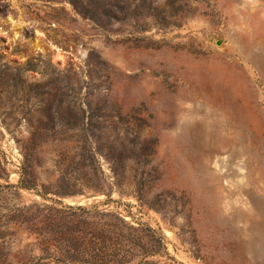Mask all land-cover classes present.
Returning <instances> with one entry per match:
<instances>
[{
	"label": "rangeland",
	"instance_id": "374dc122",
	"mask_svg": "<svg viewBox=\"0 0 264 264\" xmlns=\"http://www.w3.org/2000/svg\"><path fill=\"white\" fill-rule=\"evenodd\" d=\"M94 4L0 0V264H264V0Z\"/></svg>",
	"mask_w": 264,
	"mask_h": 264
},
{
	"label": "trees",
	"instance_id": "16d2710c",
	"mask_svg": "<svg viewBox=\"0 0 264 264\" xmlns=\"http://www.w3.org/2000/svg\"><path fill=\"white\" fill-rule=\"evenodd\" d=\"M69 1V3L71 4V6L73 7V9L75 10V9H77V7H81L82 6V4H83V1H85V4H88V5H96V4H94L95 2H97V0H74V1H71V0H68ZM5 87L6 86H0V93L5 89ZM23 87V86H22ZM26 101V100H25ZM45 110H44V108L42 107H40V112L41 113H43ZM26 113L27 112H25V114L24 113H22V114H20V116L21 117H19V119H17V118H15L13 115H12V113H11V111L10 112H7V113H5V114H3L1 111H0V118H1V124L3 125V126H5V128L7 129V130H10V128H12L13 126L14 127H16V123H18V120H23L24 119V115H26ZM43 124V122L40 120V119H38L37 120V124H36V126H41ZM35 132L34 133H32L31 134V139H30V142H31V140L33 139V136H35ZM28 146H29V142H28V144H26V145H24V146H22V150H24V151H26L27 149H28ZM78 209H80V208H78ZM92 255V256H91ZM91 255H89L87 258H86V261L83 263V264H99L98 262H94V260H91L92 259V257H93V254H91ZM94 259V258H93ZM59 263H61V264H65V263H63V262H59ZM79 264H81V262L79 263Z\"/></svg>",
	"mask_w": 264,
	"mask_h": 264
}]
</instances>
